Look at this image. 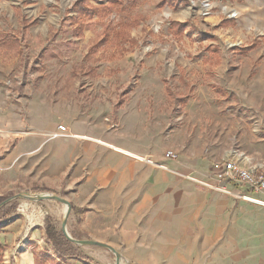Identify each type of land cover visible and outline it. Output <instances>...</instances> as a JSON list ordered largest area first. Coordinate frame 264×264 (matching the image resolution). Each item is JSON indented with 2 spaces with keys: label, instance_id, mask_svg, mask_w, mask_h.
<instances>
[{
  "label": "rangeland",
  "instance_id": "374dc122",
  "mask_svg": "<svg viewBox=\"0 0 264 264\" xmlns=\"http://www.w3.org/2000/svg\"><path fill=\"white\" fill-rule=\"evenodd\" d=\"M79 1L88 10H77ZM74 114L78 128L93 134L64 121ZM60 125L68 132L54 136ZM109 138L137 149L133 155L167 161L165 171L134 158L174 175L195 196L205 187L188 176L206 181L218 172L206 179L171 163L264 172V0H0V197L67 199L69 234L115 248L121 264H264V248L253 246L249 257L199 259L190 249L187 263L165 262L164 236L149 214L138 237L135 225L123 222L134 214L133 200L123 199L117 176H103L115 146ZM167 151L177 158L167 159ZM190 202L196 211L197 201ZM178 211L172 230L167 225L168 245L202 235L192 224L189 236L176 231ZM64 216L55 200L2 207L1 263L116 264L110 250L72 242L94 262L61 257L46 227L51 221L62 230ZM241 230L240 241L261 245L260 233Z\"/></svg>",
  "mask_w": 264,
  "mask_h": 264
},
{
  "label": "crops",
  "instance_id": "0c3cea01",
  "mask_svg": "<svg viewBox=\"0 0 264 264\" xmlns=\"http://www.w3.org/2000/svg\"><path fill=\"white\" fill-rule=\"evenodd\" d=\"M130 103L133 104V101L131 100ZM64 121L68 122L78 133L93 134L92 128H78V118L75 117V114L68 115ZM109 140L108 143L111 142L110 144L125 149L130 153L137 151V149L129 147L125 143H119L113 138H109ZM115 146L114 148L108 146L111 148L109 149L111 160L106 166L108 170L103 171V176H108L110 179L117 176L118 183L123 190V199L133 200V203H128V206L133 205L134 214L133 216L125 215L123 222L127 225L130 223L135 225L133 231L136 236L143 231L142 223L145 214H149L150 221L154 224L156 223L157 228L160 229L159 231L163 233L165 240V244L160 247L159 251L161 253L160 257H164L165 262L172 263L173 257H181L182 262L187 263L190 249H197L199 259H207L208 256L212 255L227 259L237 257L239 253H244L246 257H249L248 249L250 246L264 248V239L261 241L260 246L255 245L253 242L240 241L238 239L239 234H243L241 229H244L246 232L255 231V234L260 233L258 236H264V207L253 206L250 203L248 205L246 204L248 202H244L241 199L223 193L212 192L205 188H201L203 191H198L196 196L191 195V188L176 179L174 175L165 173L160 169L150 171L129 154L120 152V149ZM171 164L169 165L181 169L184 173L199 174L206 179L211 178L217 172L220 174L224 169L220 171L205 163H200L196 166L189 163ZM172 167L170 172H173ZM149 171L153 175L146 176ZM180 183L183 184L182 187L178 186ZM143 184L150 185L151 190L142 191ZM175 185L177 186L176 191ZM177 199H181V206L175 205L174 201ZM190 201H197L198 209L196 211H190ZM143 209L149 210L143 213ZM175 209L179 210L178 215L180 214L182 222L181 226L176 227L175 230L180 233L184 232L186 236H189V224H192V230H200L202 233L201 237L199 234L195 236L191 232L192 236L187 237L185 241L181 240V246L180 244L174 246L170 243L168 245L166 235L167 225L171 229L173 216H176L174 214ZM154 213H157V215ZM228 222L230 226L227 225ZM208 225L213 227L209 228ZM227 227H229L228 231L230 234L228 239H224ZM214 232L216 234H213ZM245 234L248 235V233ZM7 237L4 234L2 241L5 242ZM179 246L182 248V251L174 252L173 250L176 247L180 248Z\"/></svg>",
  "mask_w": 264,
  "mask_h": 264
},
{
  "label": "built area",
  "instance_id": "2783aa9c",
  "mask_svg": "<svg viewBox=\"0 0 264 264\" xmlns=\"http://www.w3.org/2000/svg\"><path fill=\"white\" fill-rule=\"evenodd\" d=\"M66 132H68V129L60 125L58 132L54 136H59ZM129 155L139 161L149 163L165 171L170 170L167 161L158 164L148 157H140L131 153ZM165 156L169 160H175L177 158V155L173 151H167ZM188 179L204 186L206 189L264 207V172H254L228 163L215 179L203 181L193 176H188Z\"/></svg>",
  "mask_w": 264,
  "mask_h": 264
},
{
  "label": "water",
  "instance_id": "95a60500",
  "mask_svg": "<svg viewBox=\"0 0 264 264\" xmlns=\"http://www.w3.org/2000/svg\"><path fill=\"white\" fill-rule=\"evenodd\" d=\"M16 199L30 200L33 202L55 200V201L61 202L62 204L66 205L67 210L65 212V216H64V219L62 221V231H63L65 237L67 238V240H69L70 242H72L73 244L78 245V246H99L102 248H106L115 254L116 264H121L122 255L115 248H113V247H111L105 243L95 241V240L75 239L69 234L68 229H67V223H68L69 215L72 211V206H71V203L67 199H65L59 195H55V194H51V193L35 194V193H31V192H23L21 194L15 195V196L7 199L3 203H1L0 209L2 207H4L5 205L9 204L11 201L16 200Z\"/></svg>",
  "mask_w": 264,
  "mask_h": 264
},
{
  "label": "trees",
  "instance_id": "16d2710c",
  "mask_svg": "<svg viewBox=\"0 0 264 264\" xmlns=\"http://www.w3.org/2000/svg\"><path fill=\"white\" fill-rule=\"evenodd\" d=\"M87 3L79 1L77 4V10L82 12L84 9L88 8ZM176 26H180L179 24L175 23ZM4 197H0V203L4 201ZM46 235L49 240V242L52 244L55 251L61 256V257H71L75 258L77 260H86L91 263L94 261L89 258L86 255L78 253V249L73 245L70 241L67 240L62 230H59L51 221L46 227ZM3 250V247L0 245V252ZM0 264L1 263V256H0Z\"/></svg>",
  "mask_w": 264,
  "mask_h": 264
},
{
  "label": "bare ground",
  "instance_id": "6f19581e",
  "mask_svg": "<svg viewBox=\"0 0 264 264\" xmlns=\"http://www.w3.org/2000/svg\"><path fill=\"white\" fill-rule=\"evenodd\" d=\"M66 210H67V206L65 205V212H66Z\"/></svg>",
  "mask_w": 264,
  "mask_h": 264
}]
</instances>
